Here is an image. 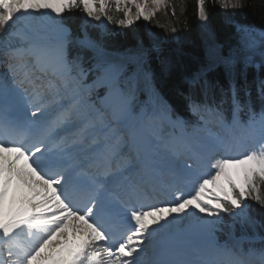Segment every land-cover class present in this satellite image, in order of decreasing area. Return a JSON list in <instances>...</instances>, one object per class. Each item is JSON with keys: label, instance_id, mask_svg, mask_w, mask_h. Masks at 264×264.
Instances as JSON below:
<instances>
[{"label": "snow or ice", "instance_id": "snow-or-ice-1", "mask_svg": "<svg viewBox=\"0 0 264 264\" xmlns=\"http://www.w3.org/2000/svg\"><path fill=\"white\" fill-rule=\"evenodd\" d=\"M110 3L127 27L150 20L164 0H0V264H246L255 254L264 260V249L246 251V238L234 234L236 222L255 223L246 200L264 208V106L257 112L250 101L242 104L233 84L229 119L222 106L209 105L212 85L205 81L202 101L186 97L194 121L163 101L149 111L126 65L109 59L86 30L73 37L64 22L63 13L82 6L91 19L104 15L111 23ZM198 15L207 19L205 0H198ZM236 30L245 37L254 31ZM259 35L264 46V31ZM256 46L254 39L244 44L249 52ZM80 49L93 53L87 70ZM149 54L141 45L132 57L138 68ZM225 63L231 69L235 61ZM156 95L150 89V98ZM254 135L258 148L220 155ZM185 181L193 194L179 187ZM169 189L171 201L148 203ZM221 214L232 221L224 241L217 236Z\"/></svg>", "mask_w": 264, "mask_h": 264}, {"label": "trees", "instance_id": "trees-1", "mask_svg": "<svg viewBox=\"0 0 264 264\" xmlns=\"http://www.w3.org/2000/svg\"><path fill=\"white\" fill-rule=\"evenodd\" d=\"M244 3L246 6L241 9H225L217 0H205L207 19L201 21L197 19L195 0H165L150 20L144 21L140 18L114 36L100 38L99 31L91 25L87 26V33L94 40L103 42L102 44L113 50L130 48L134 49L133 52L136 54L141 45L150 49L145 68L152 73L159 95L174 112L190 121H194V118L187 112L186 97L193 95L197 100H203L199 89L190 82L195 76L203 73L217 84L209 93V105L228 109L229 88L234 84L241 103L250 101L251 106L259 112L264 106L260 93L257 95L253 92V95L244 100L241 84L235 77L236 73L232 71V67L231 69L229 66L225 67V71L220 65L216 67L211 64V60L209 61V57L225 60L232 55L229 46L238 40L237 36L236 39L235 36L232 37L235 34L233 27L235 22L243 26L264 28V0H244ZM80 10L81 7L62 14L64 22L74 33L78 32ZM107 15L113 17L112 23L115 24L123 13L117 12L114 3H110ZM153 46L156 50H153ZM223 46L225 48L222 51L220 47ZM236 46L235 44L234 50ZM131 65L135 68L137 62H131ZM260 72L257 79L260 77L264 79V68ZM246 81L254 82L250 73L242 81V86L248 88ZM261 190L264 192V185ZM246 203L251 206L249 214L255 221L254 224H244L247 233L264 236V208L252 199L246 200ZM249 245L252 248H264V242ZM244 248L249 247L245 245Z\"/></svg>", "mask_w": 264, "mask_h": 264}, {"label": "rangeland", "instance_id": "rangeland-1", "mask_svg": "<svg viewBox=\"0 0 264 264\" xmlns=\"http://www.w3.org/2000/svg\"><path fill=\"white\" fill-rule=\"evenodd\" d=\"M149 11H150V9H149ZM254 37H256V35H251L250 37H245L244 35H242L241 36V41H242V48L245 50V54L244 55H252V56H256L257 54H258V52L260 51V49L261 48H264V47H262L260 44H259V39H255L256 40V42H257V46H256V48H255V50H254V52H249V51H247L246 49H245V47H244V44H245V42L247 41V42H250L251 40H253L254 39ZM259 37H260V35H259ZM161 101H163L160 97H158V96H155V97H153L152 99H150V97H148V100H144L143 102H141L144 106H148V107H150V109H151V111H158L159 109H160V107H161ZM164 103V102H163Z\"/></svg>", "mask_w": 264, "mask_h": 264}, {"label": "bare ground", "instance_id": "bare-ground-1", "mask_svg": "<svg viewBox=\"0 0 264 264\" xmlns=\"http://www.w3.org/2000/svg\"><path fill=\"white\" fill-rule=\"evenodd\" d=\"M252 137H256V138H257V142H259V136H258V135H254V136H252ZM247 141H248L247 139H244V140L242 139L241 142H239L238 144H236V147L238 148L237 150H242L243 145H244V146L247 145V144H246ZM236 147H235V148H232L231 150H235ZM229 151H230V150H229ZM229 151H228V152H229ZM204 171H207V168H204ZM209 187H210V186H209ZM182 189H183V192H184L186 195H188V194H193V185H192L190 182L185 181V186H184ZM197 215H202V214L197 213Z\"/></svg>", "mask_w": 264, "mask_h": 264}]
</instances>
